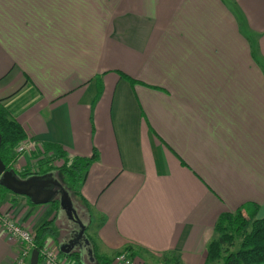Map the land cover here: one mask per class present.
Wrapping results in <instances>:
<instances>
[{"label": "crops", "instance_id": "1", "mask_svg": "<svg viewBox=\"0 0 264 264\" xmlns=\"http://www.w3.org/2000/svg\"><path fill=\"white\" fill-rule=\"evenodd\" d=\"M3 98L37 152L97 153L77 201L101 256L206 264L222 213L264 217V0H0ZM0 211L32 232L62 215ZM24 249L0 230V264Z\"/></svg>", "mask_w": 264, "mask_h": 264}, {"label": "trees", "instance_id": "2", "mask_svg": "<svg viewBox=\"0 0 264 264\" xmlns=\"http://www.w3.org/2000/svg\"><path fill=\"white\" fill-rule=\"evenodd\" d=\"M127 79L125 75L122 74ZM131 81V80H130ZM100 90L98 91V94ZM5 99H0V157L6 169L14 170L21 178L33 174H43L56 170L61 174L62 185L69 197H74L86 206L85 199L81 195V185L85 179L88 167L97 159V153L90 156L69 155L65 150L56 144H43L44 150L34 153L37 159V170L30 171L25 168L17 171L13 167L18 155L15 149L26 139V132L17 121L10 107L5 103ZM37 152V151H36ZM40 155H43L39 158ZM59 160L61 164L54 167L51 163ZM9 194L16 196L11 191L0 185V204L5 196ZM28 199V198H27ZM13 201V199L11 200ZM28 201L31 203L30 199ZM56 208H60L59 200L51 202ZM256 206L248 207V210H236L234 212L222 213L214 225L215 237L206 246V263L213 264H264V217L255 219ZM1 212V211H0ZM85 233V232H84ZM60 229L56 218L44 220L34 230V245L38 252V262L41 260L40 251L46 245V239H59ZM238 236L241 238L236 250H232ZM87 237V236H86ZM90 247L93 250L94 261L88 259V254H83L80 249L71 250L66 259L69 264H113V259L101 256L96 253L90 237ZM131 251L127 247L123 252ZM133 256V252L128 254Z\"/></svg>", "mask_w": 264, "mask_h": 264}, {"label": "water", "instance_id": "3", "mask_svg": "<svg viewBox=\"0 0 264 264\" xmlns=\"http://www.w3.org/2000/svg\"><path fill=\"white\" fill-rule=\"evenodd\" d=\"M1 144V134H0ZM0 185L5 187L16 195L25 196L30 199L32 204H49L54 200H59V206L64 211L68 220L78 226V231L71 235V238L60 244L58 243L61 254L69 255L71 250L76 246L85 245L89 259L94 261L93 250L90 247V241L85 236V225L79 218L76 210L72 205V201L64 189L62 183L54 178L52 172L43 174H33L25 178H21L14 170L6 169L0 157ZM59 197L57 198V195ZM38 263V252L33 249L30 264Z\"/></svg>", "mask_w": 264, "mask_h": 264}, {"label": "built area", "instance_id": "4", "mask_svg": "<svg viewBox=\"0 0 264 264\" xmlns=\"http://www.w3.org/2000/svg\"><path fill=\"white\" fill-rule=\"evenodd\" d=\"M25 142V141H24ZM33 147L27 143L19 145L15 152L18 155H30ZM0 230L7 234L10 238L18 240L25 244V249L19 254L18 264H22L24 256L35 249L34 232L20 225L10 212H0ZM59 250L52 247H44L40 251L42 264H68L66 259L60 257ZM114 264H132L131 260L124 253L117 255Z\"/></svg>", "mask_w": 264, "mask_h": 264}, {"label": "rangeland", "instance_id": "5", "mask_svg": "<svg viewBox=\"0 0 264 264\" xmlns=\"http://www.w3.org/2000/svg\"><path fill=\"white\" fill-rule=\"evenodd\" d=\"M10 105H12V103H10ZM24 141L21 142V144L27 143V144H29V145H31L33 147L32 148L33 150L31 151L30 155H28V156L27 155H23L24 156V159H25V162H23L24 163V166L23 167H24V169L25 168H29L30 171H36L38 169L37 168V164H36L37 158L34 156V153H38V152H36L38 148L36 147L35 143L31 139H29V138L26 137V139ZM19 156L20 155H18V157ZM51 164L54 167H58L61 164V161L56 160V161H54ZM13 165H14V163H13ZM18 168H20V167H18ZM52 173H53L54 178L58 179L60 182L62 181V177H61V174L59 172H57L56 170H54V171H52ZM58 197H59V194L57 195V198ZM70 199L72 201V205H73L74 209L76 210L79 218L81 219V221L84 224L87 221V217H88L87 214H85V212L82 210L83 208L80 207L79 202L74 197L71 196ZM56 222H57L58 227L61 229L60 230L59 239H57V241L59 240V243L60 244L68 241V239H70V237H71V233L72 232H75L76 233L78 231V226L76 224L72 223L70 220H68V218L66 217L64 211H62V215H61L60 220H57ZM240 240H241V238L238 236V238L236 239V241L234 242V244L231 246V249L232 250H236L238 248ZM73 249H78V247L76 246ZM123 253L126 255L127 258H129L131 260V262L134 261V259L132 258V256H129L126 252H123ZM119 254H121V253H119ZM28 255H29V253L24 256V260H23V263L22 264H29L30 263V262H26V259H25V258L28 257ZM59 255L62 258H66V255L61 254L60 252H59ZM18 256H16V258L14 260V264H18L17 263V261L19 260V257ZM115 257L113 258V262H114ZM159 261L160 262L158 264H178L177 262H175L176 261V257L174 255H172V254H165L164 256H161ZM206 264H210V263H206ZM211 264H213V263H211Z\"/></svg>", "mask_w": 264, "mask_h": 264}, {"label": "flooded vegetation", "instance_id": "6", "mask_svg": "<svg viewBox=\"0 0 264 264\" xmlns=\"http://www.w3.org/2000/svg\"><path fill=\"white\" fill-rule=\"evenodd\" d=\"M74 232L71 233V235L73 234ZM71 238V237H70ZM69 240V239H68Z\"/></svg>", "mask_w": 264, "mask_h": 264}]
</instances>
